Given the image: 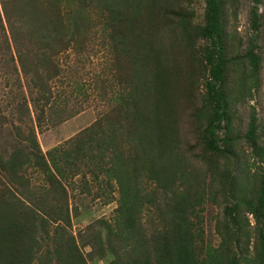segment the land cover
Returning <instances> with one entry per match:
<instances>
[{"label":"trees","instance_id":"obj_1","mask_svg":"<svg viewBox=\"0 0 264 264\" xmlns=\"http://www.w3.org/2000/svg\"><path fill=\"white\" fill-rule=\"evenodd\" d=\"M251 2L242 38L230 25L239 0H0V80L11 89L0 123L14 143L0 148V264H88V246L107 264H264V139L254 112L245 131L235 122V105L260 87L262 1ZM97 25L114 62L95 88L110 107L43 153L37 132L83 110L54 101L61 55ZM71 88L87 101L83 85ZM196 98L194 155L182 149L180 115ZM74 178L80 195L93 183L116 202L112 222L87 225L83 242L70 232ZM206 204L222 208L216 246Z\"/></svg>","mask_w":264,"mask_h":264},{"label":"rangeland","instance_id":"obj_2","mask_svg":"<svg viewBox=\"0 0 264 264\" xmlns=\"http://www.w3.org/2000/svg\"><path fill=\"white\" fill-rule=\"evenodd\" d=\"M261 1L262 2L259 5L261 28L258 41V53L262 60L260 69V87L254 94L252 101H249L248 103L241 102L235 105V122L238 130H241L242 132L245 131L249 113L254 112L258 121L259 133L264 139V0ZM251 5V0H239L236 18L232 19V21L230 20V25H234L233 30L235 28L237 35L242 38L249 32V23L247 18L248 10ZM195 7L197 8V11L200 9L198 3L195 4ZM103 42L104 39L102 38V34L100 35V28L97 25L95 29L91 31L88 38L82 42L83 44L81 46L73 45V47L69 48L67 52L61 55V66L65 70L66 74L63 79L55 82L56 84L54 85L55 90L53 89V96L55 97L56 95V97L54 101L58 102V105H61L62 108L67 110L69 109L68 107L71 108L76 105H81L83 110L80 114L67 119L66 122L55 126H47L46 128H43L42 131L37 132V140L43 153L47 152L55 145L71 138L82 129L88 127L106 108L108 109L110 107L108 106V102L104 99L106 96L104 97L101 94L102 92L99 84L97 85L98 87L95 88V83H97L100 79L104 80L106 78L109 81V71L112 63L114 62L113 57L109 52L110 50H108L109 47ZM75 81L84 86V89L88 94L86 99L87 101H83V97L81 95H77L74 91H72V83ZM9 88L5 87L0 80V101L4 99L7 93H10L11 89ZM107 90L109 91L108 88ZM198 93L202 94V85L199 87ZM69 94H71V96ZM72 95L75 97L73 98ZM109 95L110 92L108 93V96ZM65 99L67 107L64 106ZM185 104L190 105L184 111L182 110L180 115V121L184 122L181 146L184 152H190V150L194 148L193 154L196 155L201 151L200 148L202 144L197 135V127H195L192 123L194 120L191 115L194 114L195 110L201 106L200 100L198 98L193 101L186 100L183 105ZM2 115L5 116L6 119L11 118L10 116L8 117V110L2 111ZM185 121H188L191 127L185 123ZM9 125V123H0V148L3 151L9 150L10 146L14 145V143L11 144V134L4 133L2 135L1 133L4 131L6 132V130L11 133V127ZM192 167L196 168L195 165ZM74 182L75 186H73L74 190L71 191V196L76 199L73 205V207H76V211L73 210V207L72 211L74 213H78L79 215L72 219L70 232L76 239H80V242H83V238L80 234H82V230H84L87 225H94L97 226V230H104V225L100 224L99 221L107 220L112 222L116 202L113 201L109 204H104L102 198L96 197V192L99 187L93 183L89 184V194L86 193L80 195L81 189L78 187L80 182H78V179L76 178H74ZM116 196V193H114L113 198ZM166 197L168 196L163 193L158 194L160 208H162L164 212L167 211L163 205ZM152 212L153 211L142 214L143 216L141 218L144 227H146L148 231H151L153 228L148 222V216L152 215ZM203 216L204 221L202 226L205 230V238L210 240L216 246L219 239L214 234V227L218 216L220 219L222 217V208L219 209L216 205L212 206L210 204H206ZM81 251L87 258L88 264L108 263V260H91L89 257L91 252L89 246L81 248Z\"/></svg>","mask_w":264,"mask_h":264},{"label":"crops","instance_id":"obj_3","mask_svg":"<svg viewBox=\"0 0 264 264\" xmlns=\"http://www.w3.org/2000/svg\"><path fill=\"white\" fill-rule=\"evenodd\" d=\"M57 145H59V144H57ZM57 145H55V146H57ZM55 146H54V147H55Z\"/></svg>","mask_w":264,"mask_h":264}]
</instances>
